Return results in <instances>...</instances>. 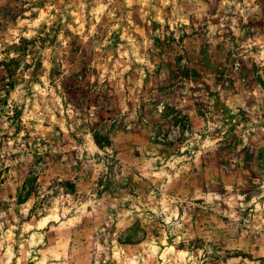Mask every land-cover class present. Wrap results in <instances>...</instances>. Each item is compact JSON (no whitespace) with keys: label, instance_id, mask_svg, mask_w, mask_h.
Returning <instances> with one entry per match:
<instances>
[{"label":"rangeland","instance_id":"rangeland-1","mask_svg":"<svg viewBox=\"0 0 264 264\" xmlns=\"http://www.w3.org/2000/svg\"><path fill=\"white\" fill-rule=\"evenodd\" d=\"M0 264H264V0H0Z\"/></svg>","mask_w":264,"mask_h":264}]
</instances>
